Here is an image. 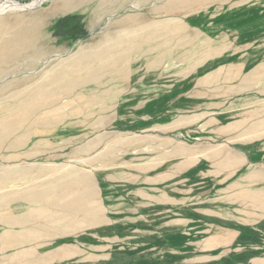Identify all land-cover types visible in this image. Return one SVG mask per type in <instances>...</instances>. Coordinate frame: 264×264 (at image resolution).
<instances>
[{"label": "rangeland", "instance_id": "374dc122", "mask_svg": "<svg viewBox=\"0 0 264 264\" xmlns=\"http://www.w3.org/2000/svg\"><path fill=\"white\" fill-rule=\"evenodd\" d=\"M5 1L31 5L0 14V213L27 212L25 196L82 214L93 181L105 219L39 244L3 238L0 264H264V220L240 222L199 169L190 186L176 180L174 202L138 182L158 136L207 134L213 113L194 122L205 108L178 105L182 73L210 56L207 35L261 38L264 0Z\"/></svg>", "mask_w": 264, "mask_h": 264}, {"label": "crops", "instance_id": "0c3cea01", "mask_svg": "<svg viewBox=\"0 0 264 264\" xmlns=\"http://www.w3.org/2000/svg\"><path fill=\"white\" fill-rule=\"evenodd\" d=\"M220 36H206V42L214 43L207 46L210 56L201 58L199 63L189 64L190 68L182 73L185 84L178 90L182 92L178 102L182 108L196 106L207 111L197 116L194 122L213 113L212 118H206L202 129L207 134L201 135L199 142H187L175 137L160 139L158 136L159 146L150 151L156 158L152 157L150 162L144 164L138 182L144 184L143 189L148 190L140 193L149 196L151 202L158 203L165 197L167 201L172 199L174 202L172 196L176 180L181 179L185 188L191 183L194 171L199 169L200 178L206 177L217 182L215 186L220 187L217 193L222 195L223 202L236 205L233 210L239 214L237 219L245 224H254L264 220V34L261 38L252 37L248 40H242L239 34ZM192 75L198 77L193 78L190 85L186 79L189 81ZM170 97L169 93L162 95L161 101H169ZM193 124L191 117L182 115L181 128ZM162 126L169 129V124ZM151 137L155 141V137ZM211 140L218 143L214 144ZM56 166L50 163L41 167ZM38 180L41 181V177ZM48 187L39 186L37 191L41 193L43 188ZM90 187V198L83 202L86 207L82 214L76 210L74 214L62 216L55 211L59 206L57 201H38L24 196L27 212L20 216H16L12 210L6 214L0 213V225L5 230L0 239L1 248L13 247H4L3 238H12L16 247L39 244L47 236L74 233L76 231L68 229L84 225L89 228L96 224V219H105L103 214L100 215L99 207L96 211L93 181ZM34 203L38 207L40 204V209L31 205ZM43 203L46 205L42 206ZM67 209L74 210L71 206ZM43 210L46 214L52 212L51 216L46 215V221L42 217ZM49 219L53 222L50 223ZM229 227L238 226L235 223ZM238 233L228 229L222 234L228 237ZM20 238L22 242L19 243ZM37 249L28 248L32 252Z\"/></svg>", "mask_w": 264, "mask_h": 264}, {"label": "bare ground", "instance_id": "6f19581e", "mask_svg": "<svg viewBox=\"0 0 264 264\" xmlns=\"http://www.w3.org/2000/svg\"><path fill=\"white\" fill-rule=\"evenodd\" d=\"M35 2H37V0ZM184 4H185V2H184ZM30 5L31 4H28V5L27 4L17 5V4L12 3L11 1H5L4 0V1L0 2V14L4 13L6 11H9L10 9H8V8H10V7H16V8H19V9H25V8H28ZM181 27H183V26H181Z\"/></svg>", "mask_w": 264, "mask_h": 264}]
</instances>
